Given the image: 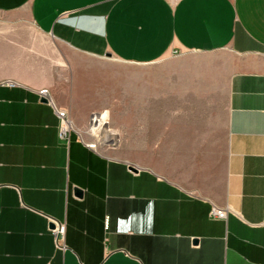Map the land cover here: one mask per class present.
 <instances>
[{"label": "crops", "instance_id": "obj_1", "mask_svg": "<svg viewBox=\"0 0 264 264\" xmlns=\"http://www.w3.org/2000/svg\"><path fill=\"white\" fill-rule=\"evenodd\" d=\"M73 55L152 72L114 153ZM0 264H264V0H0Z\"/></svg>", "mask_w": 264, "mask_h": 264}, {"label": "rangeland", "instance_id": "obj_2", "mask_svg": "<svg viewBox=\"0 0 264 264\" xmlns=\"http://www.w3.org/2000/svg\"><path fill=\"white\" fill-rule=\"evenodd\" d=\"M22 15H25L22 13ZM73 58L81 66L80 77L81 80L91 82V90L93 92L91 96L92 105L95 106V111L91 115V123L94 116H101L107 113V128L112 134L116 147L120 145L121 134V75L128 70L130 81H136L137 79H146L148 75L152 74L149 68H126L124 64L115 61L112 57H103L101 59L87 58L84 56L78 57L73 55ZM216 61V55H188L186 57L175 56L171 59L163 61L162 63L176 67L180 64L186 63H210ZM135 83V82H134ZM131 85V84H130ZM135 106V103H134ZM136 122V121H134ZM90 123V128H91ZM86 140L94 142L99 140L100 143H104L103 136L100 132H95L94 135H86ZM99 144L98 148L104 153H114V148H108L103 144ZM101 145V146H100ZM116 149V148H115Z\"/></svg>", "mask_w": 264, "mask_h": 264}, {"label": "built area", "instance_id": "obj_3", "mask_svg": "<svg viewBox=\"0 0 264 264\" xmlns=\"http://www.w3.org/2000/svg\"><path fill=\"white\" fill-rule=\"evenodd\" d=\"M10 86H14V83H10ZM40 96L42 98H45L48 100L49 97V93L47 90H42L40 91ZM56 112L58 114V117L60 118V126H59V135L61 138L65 139L68 138L70 136V132L73 128L72 122L69 118L68 115V111L65 109H58L57 107H55ZM97 118V116H94L92 123H91V131L92 133L95 134V132L98 133L97 131V122H95V119ZM102 143V142H101ZM99 140H97L96 144H101ZM104 146L108 147V148H115L116 147V143L115 140H109L106 143H102ZM211 216L215 219H219V220H226L228 217V210L227 209H217L214 208L211 211ZM55 228L51 229V232L59 238L62 237L63 235V228L58 226L56 223H54Z\"/></svg>", "mask_w": 264, "mask_h": 264}, {"label": "bare ground", "instance_id": "obj_4", "mask_svg": "<svg viewBox=\"0 0 264 264\" xmlns=\"http://www.w3.org/2000/svg\"><path fill=\"white\" fill-rule=\"evenodd\" d=\"M107 120H108V116H107V113H105L97 117L95 119V122H97V127H98L97 131L100 132L106 140H110L112 138V135L110 134L108 130H106L108 129L107 124L105 125V123H108Z\"/></svg>", "mask_w": 264, "mask_h": 264}, {"label": "water", "instance_id": "obj_5", "mask_svg": "<svg viewBox=\"0 0 264 264\" xmlns=\"http://www.w3.org/2000/svg\"><path fill=\"white\" fill-rule=\"evenodd\" d=\"M108 56H110V55H108ZM42 102L48 103V100L45 99V98H43V99H42ZM131 170L134 171V172H137V169H136L135 167H131ZM76 192H77V194L80 195V196H82V194H83L82 190H80V189H77ZM54 228H55V225L52 224V225H51V229H54Z\"/></svg>", "mask_w": 264, "mask_h": 264}]
</instances>
